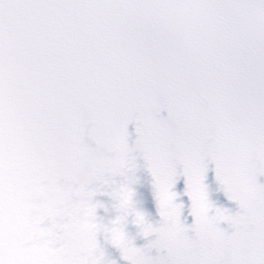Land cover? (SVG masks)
Wrapping results in <instances>:
<instances>
[{"label": "snow or ice", "instance_id": "6c2138e0", "mask_svg": "<svg viewBox=\"0 0 264 264\" xmlns=\"http://www.w3.org/2000/svg\"><path fill=\"white\" fill-rule=\"evenodd\" d=\"M261 177L264 0H0V264H264Z\"/></svg>", "mask_w": 264, "mask_h": 264}]
</instances>
